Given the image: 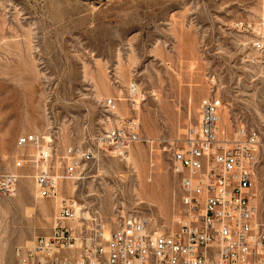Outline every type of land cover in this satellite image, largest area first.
Returning a JSON list of instances; mask_svg holds the SVG:
<instances>
[{
	"label": "rangeland",
	"instance_id": "rangeland-1",
	"mask_svg": "<svg viewBox=\"0 0 264 264\" xmlns=\"http://www.w3.org/2000/svg\"><path fill=\"white\" fill-rule=\"evenodd\" d=\"M258 40L264 44V0H0V174L24 153L16 147L22 133L50 136L57 147L95 145L118 119L137 118L141 136L156 141L153 158L143 142L124 156L100 153L83 179L64 184V196L78 202L82 233L101 219L109 234L134 213L171 227L180 174L170 145L185 144L201 101L215 95L221 131L243 122L261 135L253 202L264 220ZM19 173L15 195L0 198L3 264H16V249L49 236L58 219L61 196L40 198L33 168Z\"/></svg>",
	"mask_w": 264,
	"mask_h": 264
},
{
	"label": "built area",
	"instance_id": "built-area-1",
	"mask_svg": "<svg viewBox=\"0 0 264 264\" xmlns=\"http://www.w3.org/2000/svg\"><path fill=\"white\" fill-rule=\"evenodd\" d=\"M254 49L264 53L263 41L255 42ZM136 87L130 83L126 91L134 104ZM115 103L109 98L105 106L114 110ZM222 105L215 95L204 98L185 144L170 145L171 160L180 174L171 227H152L142 213L121 215L109 239L103 238L101 219H94L92 231L87 227L81 232L78 202L64 196V184L83 179L86 165L100 153L122 156L143 142L153 158L156 141L141 136L138 119H118L97 136L95 145L57 147L42 133L18 135L16 147L24 153L15 154L12 170L0 174V198L14 196L19 172L29 166L38 196L60 195L61 200L51 234L16 249V264H264V220L253 202L261 135L243 122L236 123L231 134L221 131ZM76 235L81 239L78 248H74Z\"/></svg>",
	"mask_w": 264,
	"mask_h": 264
},
{
	"label": "bare ground",
	"instance_id": "bare-ground-1",
	"mask_svg": "<svg viewBox=\"0 0 264 264\" xmlns=\"http://www.w3.org/2000/svg\"><path fill=\"white\" fill-rule=\"evenodd\" d=\"M128 149H130V148H127V151H126L125 153L128 152ZM125 153H123L122 156H124ZM125 157H126L127 160L129 161V155L126 154ZM125 160H126V159H125ZM73 184H74V183H73ZM73 187H75V186H73ZM72 191H73V190H72ZM74 191H75V190H74ZM14 195H15V194H14ZM254 204H255V203H254ZM256 206H257V205H256ZM76 207H77V208H76L77 214H78V216L80 217V214H79V206H78V204L76 205ZM257 208H258V207H257ZM76 222H77V221H76ZM76 222H75V223H76ZM73 223H74V222H73ZM73 226H74V224H73ZM76 226L79 227V226H80V223H78V224L76 223ZM102 228H103V230H102L103 238H104V239H109V238H110V233H111V232H110L109 234H106V233H105V228H104V226H103ZM76 239H77V242H78V238H76ZM77 242H76V243H77Z\"/></svg>",
	"mask_w": 264,
	"mask_h": 264
}]
</instances>
